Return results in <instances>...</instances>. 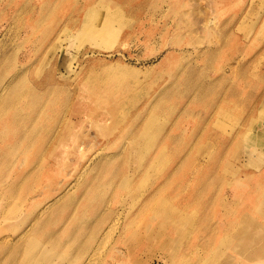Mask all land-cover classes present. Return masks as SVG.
<instances>
[{"label": "rangeland", "instance_id": "1", "mask_svg": "<svg viewBox=\"0 0 264 264\" xmlns=\"http://www.w3.org/2000/svg\"><path fill=\"white\" fill-rule=\"evenodd\" d=\"M44 250L264 264V0H0V264Z\"/></svg>", "mask_w": 264, "mask_h": 264}, {"label": "bare ground", "instance_id": "2", "mask_svg": "<svg viewBox=\"0 0 264 264\" xmlns=\"http://www.w3.org/2000/svg\"><path fill=\"white\" fill-rule=\"evenodd\" d=\"M52 202H48L47 204H46V207L47 206H49L50 204H51ZM119 217V216H118ZM97 227H99V226H97ZM113 227V226H112ZM92 228H94V226L93 227H91V229ZM90 229V232H89V236H88V232L86 233V237L88 236V241L86 240V242H85V244H84V247H83V251H84V253L87 251V249L90 247V245L92 244V242L94 241V239L97 237V235H98V233H97V229H92L91 230ZM24 232H25V230L24 231H22V233L20 234V236H22L23 234H24ZM257 238V237H256ZM95 249V248H94ZM40 262H41V264H47L46 262H48L49 261V259H50V254L46 251V250H44V251H42L40 254Z\"/></svg>", "mask_w": 264, "mask_h": 264}]
</instances>
